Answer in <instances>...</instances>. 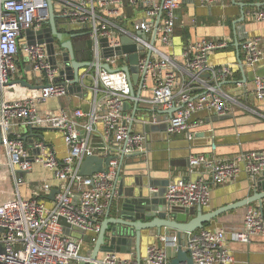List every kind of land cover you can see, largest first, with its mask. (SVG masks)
<instances>
[{"label": "built area", "instance_id": "2783aa9c", "mask_svg": "<svg viewBox=\"0 0 264 264\" xmlns=\"http://www.w3.org/2000/svg\"><path fill=\"white\" fill-rule=\"evenodd\" d=\"M47 1L0 0V92L19 74L20 56L26 67L21 79L36 87L0 100V144L14 185L12 194L0 202V264H170L167 246L176 252L184 250L192 264H238L222 228L181 232L180 239L176 230L167 233L165 229L155 234L156 240L139 257L103 251L92 259V249L83 251L86 236L92 243L96 240L100 216L114 192L119 158L146 153V127L164 125L167 135L184 134L191 140L202 125L201 120H192L195 112L222 116L229 112V96L221 84L232 75V67L208 62L209 53L225 48L226 41L202 39L188 44L177 60L167 49L181 0H51L57 20H68L91 42L87 60L91 65L79 72L82 91L71 93L72 84L65 73L57 80L63 49L56 40L53 63L47 44L29 42L23 35L27 30L49 27ZM198 1L213 5L224 0ZM258 1L260 5L249 14L262 22L264 0ZM121 37L127 41L122 42ZM124 46L134 49L124 51ZM238 53V62L254 71V95L264 104V74L255 72L263 58L260 39L244 38ZM131 55L136 56L141 87L137 107L145 108L147 116H136L133 109L131 87L123 70L132 66ZM103 64L111 71L102 68ZM237 85L244 86L242 82ZM79 94H88L86 111L81 106L38 109L50 99ZM125 103L129 105L125 107ZM171 108L174 110L166 113ZM161 113L165 116L160 119ZM45 129L61 133L65 155L57 156L43 139L40 132ZM91 155L111 157L106 172L82 176L80 165ZM37 163L57 182L49 205L39 199L40 193L48 195L52 190L48 182L29 184V197L20 190L27 183L23 174ZM187 163L190 176L175 178L165 187L163 199L168 209L204 207L209 202L210 183H228L240 173L255 186L264 173V149L240 151L231 157L190 154ZM254 237L264 239V210L249 203L242 229L232 233L231 239L248 243Z\"/></svg>", "mask_w": 264, "mask_h": 264}, {"label": "crops", "instance_id": "0c3cea01", "mask_svg": "<svg viewBox=\"0 0 264 264\" xmlns=\"http://www.w3.org/2000/svg\"><path fill=\"white\" fill-rule=\"evenodd\" d=\"M260 4L258 0H224L213 5L200 4L198 0H181L177 10V18L171 46L167 49L177 60L181 59V53L188 44L198 42L202 39L224 40L227 46L222 49L213 50L208 55V62L212 65H229L232 67V75L221 84L222 90L228 94L227 100L229 112L225 115H215L209 111H198L192 115V120L202 121V127L195 136L188 140L183 134L167 135L164 130L154 128L145 129L146 141V163L151 167V175L157 179L168 178L169 182L178 177L190 176V168L187 160L190 154H207L215 157H231L238 151L264 148V104L258 101L254 95L252 76L253 70L243 67L245 78L239 69L238 59L240 54L236 43L241 45L246 37H258L263 51V58L258 63L255 72L264 74V21H254L249 14L250 11ZM244 14L242 18L241 14ZM56 27L59 33L82 34V31L65 19H58ZM26 37L25 33L23 34ZM56 43L60 45L59 41ZM64 51V50H62ZM241 59V58H240ZM24 58L18 59L19 74L0 92L1 99H11L20 91H28V88L16 84L14 81L21 79L26 67ZM78 60V59H77ZM81 61V60H79ZM20 76V77H19ZM243 81L244 86H239L234 81ZM83 94V93H82ZM80 96V97H78ZM77 97L59 98L61 101L57 106L53 102L59 99H50L39 105V110L55 111L62 106H86L87 95L79 94ZM52 102V103H51ZM145 108L138 107L136 116H147ZM165 114H160V119ZM220 116V118H219ZM218 118V119H217ZM144 132V131H143ZM43 139L51 144L57 156L62 157L66 153L62 135L57 130L45 129L40 132ZM59 136V137H58ZM63 145L64 152L59 154L54 143ZM60 142V143H59ZM213 147V148H212ZM140 160H128L119 172V177L133 180L134 175L146 164ZM166 175V176H165ZM26 184L21 187L24 197H29V184L46 181L52 186L57 185L52 174L41 164L33 165L30 172L23 174ZM13 180L11 179L6 165L5 150L0 144V202L12 194ZM51 192V191H50ZM254 193V186L245 173H240L234 180L224 184L210 183V198L206 206L201 207L203 212L213 211L224 205L242 200ZM39 199L47 205L52 203L50 193H40ZM257 205L258 202H254ZM197 207V206H196ZM194 207V210H196ZM246 206L227 211L217 216L203 228H222L226 233V244L234 254L238 264H264V239L254 237L248 243H241L231 239L234 232L240 231ZM104 213L100 216V223L104 220ZM188 216V219L193 217ZM164 230L161 232L163 233ZM167 233L171 231L167 230ZM156 230H144L140 238V253L143 255L146 246L156 240ZM77 234V232H76ZM97 237V236H96ZM134 240L131 252L119 253L123 257L136 255ZM94 243L89 236L85 238L83 251L92 249ZM166 252L171 260L176 256V251L166 247ZM100 253H98L99 255Z\"/></svg>", "mask_w": 264, "mask_h": 264}, {"label": "water", "instance_id": "95a60500", "mask_svg": "<svg viewBox=\"0 0 264 264\" xmlns=\"http://www.w3.org/2000/svg\"><path fill=\"white\" fill-rule=\"evenodd\" d=\"M47 3L49 27L45 30H38L35 32L27 30L25 31L26 38L29 40V42L47 44V48L51 54L53 63L54 56L52 53L54 52V41H59L60 47L64 51L62 52L63 67L61 71V77L57 80H62V74L65 73L66 78L72 84L69 86V91L71 93L78 94L82 91L78 84L79 72L82 68L88 67L91 64L87 61H79L76 59L72 42V39L76 36V34L58 32L56 27L57 18L53 12L52 2L51 0H48ZM259 5L260 4H257L256 6ZM241 16L243 18L244 14L242 13ZM121 40L122 42L127 41L125 37H121ZM236 48L239 51L238 43H236ZM133 49L134 46L123 47L124 51ZM129 61L132 66H130L129 69L124 67L123 70L126 72L127 78L129 80L131 96L133 97V109L134 112H136L138 108V97L141 94V87L140 84H138L139 73L135 64L136 56L131 55L129 57ZM102 68L107 71H111L108 65L103 64ZM239 69L242 72L244 79L245 74L240 61ZM14 82L24 87L36 88L29 84L25 79H18ZM239 82L243 83L241 80L234 81L236 85ZM62 83L64 84V82ZM128 105V103H125V107ZM82 108L85 111L87 110V106H82ZM173 110L174 108H171L166 111V113H171ZM201 127L202 125L195 129V134ZM158 130H164V125L159 126ZM29 131L32 133L31 129H29ZM145 155L146 154L144 153L122 155L119 158L118 172H120L123 165L126 164L128 160H140L146 163L147 161ZM110 159V156H86L80 165L79 174L82 176H90L94 173H105ZM133 178V180L129 181L124 178H120L118 174L114 180V192L109 201L108 207L105 210V218L100 223V228L91 252L92 259H95L98 253L103 251H115L117 253L131 252L133 240L135 241L134 248L136 250V255L139 257L140 238L142 236V231L144 230L155 229L157 232L156 234L161 233L165 229H168L171 232L176 230L180 239L181 232H193L197 229H201L222 213L246 206L249 203L258 202L261 211L264 210V173L257 179L254 186V193H252L250 196L209 212H203L202 208L199 206L196 207V210H194V208L168 209L164 202L163 194L169 180L165 177L161 179H157L155 176L153 177V175H151V167H149L147 163L143 164V167L137 171ZM152 188L156 189V191H152ZM55 192L56 190H51V199L53 198ZM192 215L194 216L188 219V216ZM0 231H2L1 228ZM65 233H68V229H65ZM1 251H3V247L0 245V252ZM181 263L192 264V260L184 250L178 249L176 256L170 260V264Z\"/></svg>", "mask_w": 264, "mask_h": 264}, {"label": "trees", "instance_id": "16d2710c", "mask_svg": "<svg viewBox=\"0 0 264 264\" xmlns=\"http://www.w3.org/2000/svg\"><path fill=\"white\" fill-rule=\"evenodd\" d=\"M75 57L81 61L90 60V39L87 34H76L72 39Z\"/></svg>", "mask_w": 264, "mask_h": 264}, {"label": "rangeland", "instance_id": "374dc122", "mask_svg": "<svg viewBox=\"0 0 264 264\" xmlns=\"http://www.w3.org/2000/svg\"><path fill=\"white\" fill-rule=\"evenodd\" d=\"M56 44H57V43H56ZM58 64H59V67H60V68L63 67L61 61H59ZM80 72H82V70H80ZM60 101H61V100L59 99V101H57V102H53L54 105H51V107H52V106H57L58 104H60V103H59ZM51 103H52V102H51ZM58 137H59V136H58ZM53 143H54V142H53ZM59 143H60V142H59ZM54 146H55V148H56L58 154H59L61 151L64 152V146H63V145H60V144H57V145H56V142H55V143H54ZM22 192H24V190H22Z\"/></svg>", "mask_w": 264, "mask_h": 264}]
</instances>
